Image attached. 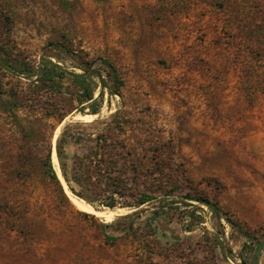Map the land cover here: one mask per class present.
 Here are the masks:
<instances>
[{
	"label": "rangeland",
	"instance_id": "374dc122",
	"mask_svg": "<svg viewBox=\"0 0 264 264\" xmlns=\"http://www.w3.org/2000/svg\"><path fill=\"white\" fill-rule=\"evenodd\" d=\"M0 264H264V0H0Z\"/></svg>",
	"mask_w": 264,
	"mask_h": 264
},
{
	"label": "trees",
	"instance_id": "16d2710c",
	"mask_svg": "<svg viewBox=\"0 0 264 264\" xmlns=\"http://www.w3.org/2000/svg\"><path fill=\"white\" fill-rule=\"evenodd\" d=\"M102 63H103V65H105L107 68H109L111 70L112 74H114V81L115 82L120 81L119 77L116 75V70L113 68V66L106 60H102ZM96 64H97V62H93L91 64L90 68H93L94 65H96ZM8 67L10 69H12V71H14L13 73H18V74H21V71H28L32 74L33 73H39V80L40 81L50 82L52 84L55 83V77L57 75H61L60 74L61 69L59 68V66L54 65L52 62H43L41 64V67H40L38 72H35L33 69L26 70L25 67H22L18 64H11V66L8 65ZM17 67H19V68H17ZM17 69H20V71H17ZM72 77L74 78L75 81L80 82V84L82 86V90H83L82 101H83V103H91L90 104L91 114H97L98 109L95 106L96 103L94 100V91L92 89L91 82H89L84 76H81V75L72 74ZM97 77H101V74H98ZM64 141H65V133L62 134V137L59 141V145H58V148L56 151L57 152V158H58V161L60 163L63 178H64L69 190L74 195H76L79 198L85 199L87 202L94 205V195H96V194L94 192H91V191H87V192L84 191V188L82 186L83 182L86 179H91L93 174L91 173V170L85 169L86 168L85 165H83V163L78 160L77 156H75V160L73 162L72 169L71 170L67 169L65 161H64V157H63L62 144L64 143ZM101 150H102V148H99V150H98V146H96V149L93 150L92 155L94 154L96 157H98V155H100L99 151H101ZM51 154L52 153H49L47 155L44 162L42 163V167L45 169V173L48 175V177L59 187L64 198L69 201V199L65 193V190L62 187V185H61V183H60V181L56 175V172L54 170V167L52 164ZM109 156H110V152L107 149H104L102 151V160L100 162L103 164L104 163L110 164V161L108 160ZM83 166H84V171H82ZM97 175L103 179H106V180L122 179V177L111 176L110 169H108V168L103 172H102V170H99V172H97ZM112 193L118 194V192H112ZM149 200H150V198L148 196H142V198L140 199L139 205H143V204L147 203ZM197 201L201 202L202 204L212 206L213 210L216 213H219V214L221 213L220 209L217 206L212 205L211 202L208 201L207 199L197 198ZM107 205L110 208H115V205H113V204H107Z\"/></svg>",
	"mask_w": 264,
	"mask_h": 264
},
{
	"label": "bare ground",
	"instance_id": "6f19581e",
	"mask_svg": "<svg viewBox=\"0 0 264 264\" xmlns=\"http://www.w3.org/2000/svg\"><path fill=\"white\" fill-rule=\"evenodd\" d=\"M83 117H84V116H83ZM90 118H92V117H90ZM56 138H57V137L55 136V137H54L53 144L55 143ZM54 148H55V147H54ZM52 159H53V163L58 167L57 152H56L55 150H54L53 153H52ZM57 170H58V176H59L60 180L62 181V183L64 184V186H65V188H66V192H67L68 194H71V192L69 191V189H68V187H67V185H66V183H65V181H64V179H63V176H62V174H61L59 168H58ZM76 201H77V199H76ZM76 204H77L78 208H80V209H84V210H92V209H93L90 205L84 203L83 201H77ZM93 210H94V209H93ZM93 210H92V211H93ZM88 212H89V211H88ZM114 212H115V211H114ZM97 214H98L99 216L103 217V218L108 219V220H110L114 215H117L116 213H113L112 211H111L110 213H108V214H107V213H101V212H98ZM115 218H116V217H115Z\"/></svg>",
	"mask_w": 264,
	"mask_h": 264
}]
</instances>
